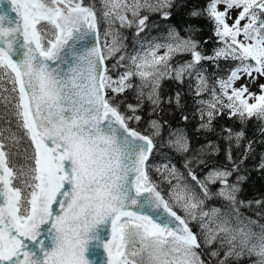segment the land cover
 Masks as SVG:
<instances>
[{
	"label": "snow or ice",
	"instance_id": "obj_1",
	"mask_svg": "<svg viewBox=\"0 0 264 264\" xmlns=\"http://www.w3.org/2000/svg\"><path fill=\"white\" fill-rule=\"evenodd\" d=\"M182 6L0 0V264H205V249L209 264L244 257L264 264V223L245 216L241 208L253 202L239 199L251 144L232 158L243 129L225 130L228 168L204 159L217 145L190 152L184 129L167 121L151 119L145 132L135 127L145 99L153 112L159 108L162 81L185 77L200 128L211 130L225 112L264 127V84L259 94L249 91L264 78V0H208L189 12L212 23L220 45L212 55L203 53L193 24L183 35L170 26L163 40L149 37L150 16L167 21ZM125 30H133L130 46ZM184 54L191 59L172 63ZM221 59L235 67L210 82L201 62L218 67ZM129 90L137 103H125ZM175 104L181 107L180 93ZM158 144L185 156L183 172L167 159L150 162ZM200 166L209 169L202 178ZM213 199L223 205L206 208Z\"/></svg>",
	"mask_w": 264,
	"mask_h": 264
},
{
	"label": "trees",
	"instance_id": "obj_2",
	"mask_svg": "<svg viewBox=\"0 0 264 264\" xmlns=\"http://www.w3.org/2000/svg\"><path fill=\"white\" fill-rule=\"evenodd\" d=\"M207 2L208 0H176L177 4L183 6L175 7L172 17L167 21L162 20L158 14L150 16V21L156 26L152 27L150 30L146 29V32H148L151 38L163 40L170 26H175L181 31V35H183V29L187 25H196L200 29L197 38L201 41L203 53L205 55H212L213 49L220 46L215 42L216 38L213 36L212 23L205 18H192L189 16V12L192 9L203 8ZM97 4L99 6V0H97ZM125 32V36L128 37L125 43L130 46L133 38V30H125ZM141 35L143 36L144 34L142 33ZM205 40H207L208 43H204ZM189 59H191L190 55H177L174 57L172 63L175 65ZM107 63L110 64L112 61H108ZM201 63L204 66L205 74L209 76L210 82L213 79L227 76L229 70L235 67L234 62L225 61L223 59L217 62L218 67L208 61H202ZM134 83H137V81H134ZM176 93H180L181 107H177L175 104ZM122 98H125V103H137L134 90H129L124 93ZM170 98L172 103H169ZM160 100L161 103L159 108L155 112H153V105L146 99L144 100L143 106L138 112L142 119L135 127L145 132L149 130V121L151 119H159L162 122L167 121V124L173 128L179 127L184 129L190 141V152H199L210 143L217 145L219 147L217 154L204 156V159L209 161V167L231 168V164L226 158V151L229 148L230 142L226 139L227 132L225 130L231 129L233 132H237L243 129L245 137L241 142V146L237 148L234 143L232 144V158L233 160L239 161L246 152L245 146L249 143L251 144V150L247 152V158L243 159L241 174L245 175L247 179L241 185L239 199L245 202L252 201L253 204L249 208L242 207L241 212L247 217L264 223V204L259 206L255 204V201H264V169L259 168V165L264 162V127L261 126V123L252 119L242 125L235 117L229 118L227 112H225L216 116L212 122L211 130L200 128L201 119L196 103L197 97L193 94L187 77H185V82L183 84L176 80H163L160 88ZM124 107L125 105H121L122 109ZM182 116H187L188 119L186 121L182 120ZM164 135H167V128L165 129ZM157 147L159 148V144ZM165 159L170 161L169 166L174 164L182 172L184 171L183 163L185 156L178 155L167 147L159 148V154H157V150L154 149V155L150 158V162L160 164ZM208 170V168L200 166L196 168V173L202 178ZM153 178H157L155 173H153ZM234 179L235 173L230 180ZM162 186L165 187L166 190V185ZM215 187L216 186H213V190H215ZM222 205V201L213 199L206 202L205 207ZM212 247L215 248L216 245ZM210 250L211 249H205L204 255L201 257L208 264L209 256L207 253ZM254 261L255 257H244L239 261L232 260L231 264H254ZM211 264H215V259H212Z\"/></svg>",
	"mask_w": 264,
	"mask_h": 264
},
{
	"label": "rangeland",
	"instance_id": "obj_3",
	"mask_svg": "<svg viewBox=\"0 0 264 264\" xmlns=\"http://www.w3.org/2000/svg\"><path fill=\"white\" fill-rule=\"evenodd\" d=\"M221 10H223V8L221 7ZM233 15H235V13H233ZM229 23H231V21H229ZM103 27V26H102ZM126 32H124V35H125ZM108 62V61H107ZM118 71H121V70H118ZM112 75L115 77V73H112ZM138 82V81H137ZM248 82V78L245 77L244 79L240 80L237 82V87L240 86V84H243V83H246ZM260 84H264V78H259L256 83L254 84H251L250 85V88H249V91L250 92H253V93H256V94H259L260 93V89H259V85ZM254 101L253 100H249V103H253ZM199 191V189H197ZM258 231V230H257ZM221 258L219 257V259H223V256H224V253L223 251L221 252L220 254ZM205 264H208L205 262Z\"/></svg>",
	"mask_w": 264,
	"mask_h": 264
},
{
	"label": "water",
	"instance_id": "obj_4",
	"mask_svg": "<svg viewBox=\"0 0 264 264\" xmlns=\"http://www.w3.org/2000/svg\"><path fill=\"white\" fill-rule=\"evenodd\" d=\"M107 63V62H106Z\"/></svg>",
	"mask_w": 264,
	"mask_h": 264
}]
</instances>
